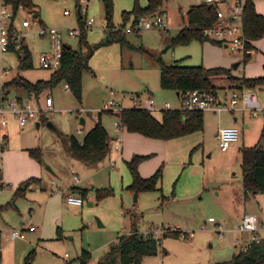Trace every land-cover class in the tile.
<instances>
[{"label": "rangeland", "instance_id": "obj_1", "mask_svg": "<svg viewBox=\"0 0 264 264\" xmlns=\"http://www.w3.org/2000/svg\"><path fill=\"white\" fill-rule=\"evenodd\" d=\"M32 1L37 7L39 18L34 19L29 11H18L15 25L30 49L33 68L20 71L17 54L6 52L8 54H4L6 60L3 62L11 75L5 78V83L18 75L32 83L50 80L54 71L40 66V56L50 51L49 39L38 33L40 27L59 29L65 45L74 50L80 46V36L72 37L69 33L81 29L77 6L80 2L86 7L84 3L77 0ZM138 2L144 8L148 0ZM113 3L114 25L117 30L124 29L125 33L130 22L123 27L124 13H129L130 20H133L135 0H113ZM194 5H197L195 0H166L163 15L175 19L169 31L148 30L140 34H126L127 43L114 42L98 49L89 61L93 72L85 71L82 76L81 102L66 88L65 83L34 99L41 108H45V99L51 95L54 107L44 112L37 121L30 122L21 132L14 133L12 141L6 146L9 155L5 162L2 159V131L5 129L0 125V173H5L6 164L7 176L16 180L19 169L31 174L36 172L37 169L30 164L33 161L41 166L45 175L43 181L52 190L40 192L34 188L27 191L26 198L16 200L15 193L10 197L8 192L0 191V207L14 203L9 209L0 212V253L3 252L0 264H25L26 257L32 251V264H80L79 258L83 251L91 255L89 264H97L120 237L131 233V215L138 218L139 232H146L149 227H169L178 228L180 232L167 234H181L182 231L189 236L165 238L162 235L157 255L146 257L143 264H216L230 261L241 252V246L235 244V238L240 237L236 230L241 215H264V195L245 196L241 168V150L257 144V121L264 118V112H259L256 118L245 113V124L249 129L245 130L242 122H238L237 127L241 131L243 129L244 137L233 144L228 152H222L215 139L217 128L229 126L234 120L232 114L204 112L203 132L170 143L158 142L154 146L139 141L127 142L128 145L125 142L122 151H119L116 139L122 138L124 132L114 126L118 119L103 111L111 101L119 103L122 109L133 108L131 97L134 95H140L142 100L152 96L159 108L165 103H170L174 109L180 106L176 92L165 91L160 86L161 66L158 61L165 65L181 61L187 67L203 66L207 61L208 45H213L210 42L202 44L195 41L177 48L170 44V39L188 25L186 14ZM255 6L257 12L264 16V0L256 1ZM66 11L69 15H65ZM82 16L95 20L92 27L86 30L89 44L107 40L102 0H90L87 12H83ZM24 20L31 23L30 28L22 27ZM259 43L264 46V38L255 43L258 51L247 64L243 63V53L230 48L218 46L219 55L232 59L233 65L241 63L240 69H234L241 77H250L260 71L264 75L263 66H256L259 55L264 57V49ZM216 83L220 87L228 85L226 78ZM263 89L258 88L256 91L261 93ZM10 96L26 97L23 91H13ZM100 112L102 125L111 136L116 137H112L110 157L97 167L86 168L68 153V138L75 136L82 140L98 122ZM153 114L160 117L162 111ZM235 117L241 118L238 114ZM81 119L86 120L85 125H81ZM36 122L40 123L39 128ZM196 146L197 150L191 155ZM33 149L40 150L42 163L31 158L29 151ZM131 152L148 156L139 167L143 177L151 176L163 165L161 190L138 193L137 201L136 193L127 189L132 183L127 167ZM18 153L25 154L27 158ZM112 163H116L115 168L111 167ZM47 169L53 170L52 174L46 173ZM216 182L221 185L217 188L209 186ZM71 186L90 189L89 198L83 206L67 204L66 188ZM104 189H112L114 194L98 200L97 191ZM210 217L216 222L202 230L201 227ZM30 226L36 232H26L27 240L11 239L14 229ZM57 226L62 230L59 236L56 235Z\"/></svg>", "mask_w": 264, "mask_h": 264}, {"label": "trees", "instance_id": "obj_2", "mask_svg": "<svg viewBox=\"0 0 264 264\" xmlns=\"http://www.w3.org/2000/svg\"><path fill=\"white\" fill-rule=\"evenodd\" d=\"M78 1V0H77ZM106 20L107 40L91 45L87 41L84 17L79 14L80 23V46L78 50L65 45L63 50L62 65L55 71L49 81H38L32 83L21 76H16L9 83L0 86V96L9 98L13 91H23L28 98L37 99L47 90L56 88L59 84L65 83L69 86L75 98L81 102L82 99V76L85 71L93 72L89 61L95 52L101 47L108 46L114 42L127 43L124 29H116L113 22L114 3L113 0H102ZM2 2L13 9L17 16L18 9L22 6L26 11L38 14L36 5L32 0H2ZM166 0H148L146 7H141L138 0H135L133 15L138 19L146 15L163 14ZM188 25L170 39L171 47L188 46L197 41L200 43L210 42L215 46L220 43L210 41L204 36V32L216 23V9L194 5L186 14ZM130 14L124 13V24L131 22ZM244 33L248 41L249 49H255L254 43L264 38V16L260 15L254 3L248 5L244 15ZM10 51L18 56V69L27 71L33 68L31 52L23 42L20 49L14 45L10 46ZM251 55H245L243 63L247 64L251 60ZM161 66L160 86L165 91H175L177 94L202 90L213 94H218L223 90L216 83L217 78H226L229 90L238 87L258 89L264 87V76L257 78L236 77L233 75V68L204 66L187 67L181 61L173 65H165L160 60ZM18 101H23V97L17 96ZM102 114V113H101ZM101 114L96 125L90 129L82 140L75 136L68 138V153L70 156L84 164L95 166L103 163L111 155V145L113 138L101 123ZM42 115V114H41ZM109 115L115 117L113 113ZM123 127L128 133L139 134L146 138L168 142L183 138L198 132L204 131V112L201 111H181L167 110L162 112L161 120L154 117L153 113L141 108L133 107L123 109L118 116ZM4 141L6 137H3ZM6 146V143H5ZM4 146V147H5ZM194 148L191 155L197 150ZM31 158L42 163V155L39 149L29 151ZM242 157V186L245 196L248 194L264 195V131L259 142L250 148L241 151ZM148 156L135 155L127 162L132 183L127 189H132L135 193L155 192L161 190L160 184L163 178V165L156 172L147 178L141 176L139 167ZM1 179V173H0ZM40 179L31 178L22 183L15 192V200L24 198L29 188L39 184ZM81 198L86 200L88 190L75 189ZM114 194L112 189L97 191V199H105ZM14 203H9L0 207V212L9 209ZM132 234L122 236L118 242L111 246L110 250L102 257L97 264H143L146 257L157 255L160 247V238L145 236L137 229L138 218L131 215ZM60 233V229H58ZM163 237H181L180 233L166 234ZM34 252H30L26 257L25 264H32ZM91 255L83 251L79 258L80 264H89ZM216 264H264V242H253L247 252H240L234 255L230 261Z\"/></svg>", "mask_w": 264, "mask_h": 264}, {"label": "built area", "instance_id": "obj_3", "mask_svg": "<svg viewBox=\"0 0 264 264\" xmlns=\"http://www.w3.org/2000/svg\"><path fill=\"white\" fill-rule=\"evenodd\" d=\"M86 5L83 7L80 2L78 3V13L82 15L83 12H87V8L90 0H78ZM198 6H205L216 9V23L214 26L204 32V36L210 40L221 44V47L230 48L234 52H241L245 55H253L254 49H249L248 41L244 33V15L249 4L258 0H195ZM3 3V2H2ZM18 11L25 12L26 10L20 6ZM182 12V10H181ZM65 15H69V12H65ZM184 15V12H182ZM15 15L13 9L2 4L0 9V46L2 52L10 51V46L14 45L17 49H20L24 42V38L21 31L15 25ZM175 19L170 16H164L163 14H152L142 16L138 19L132 20L129 26L125 29L126 34L142 33L148 30H163L169 31L174 24ZM95 23L94 19H85L84 29L92 27ZM106 26V23H105ZM23 28H30L31 23L28 20H24L22 23ZM40 36H45L50 42V51L48 54H42L40 56V66L43 69L58 71L62 65L63 50L65 44L63 43L61 31L55 28H38ZM72 37L80 36V30H71L69 33ZM10 70L4 71L5 75H8ZM69 90V86L66 85ZM180 106L176 109L172 108L170 103H165L162 108L157 107L152 97L142 100L140 95H134L131 97L133 106L141 108L151 113L167 110H181V111H201V112H231L235 113H247L251 117H257L259 112H264V109L259 101L257 92L253 88L238 87L230 90L223 96L220 94H213L202 90H196L193 92H185L180 94ZM54 107V100L51 95L45 99V108H41L34 99L27 101H18L16 98H5L0 96V125L3 128L8 127L11 118L16 122L20 130H24L30 122L36 121L41 114L52 110ZM121 105L115 101H111L104 107V112H111L118 119V116L122 112ZM85 112V110H81ZM101 112L99 113L100 116ZM99 118V117H98ZM118 131H123L125 128L121 124L120 120H116L114 124ZM80 133V131H79ZM241 132L237 127H224L218 131L216 140L222 152H228L231 146L240 142ZM119 151H122V138L116 139ZM116 163H112L115 166ZM66 202L72 206H83L84 200L74 195H67ZM216 221L210 217L208 222H205L201 227L205 230L208 224H213ZM35 228L31 227L30 231H34ZM170 232H180V229H170L169 227L153 228L149 227L146 232H140L145 236H153L154 238H160ZM236 233L243 236H249L244 239H236L235 244L243 243L241 252H247L249 246L253 243L264 242V218H261L255 213H247L243 216ZM132 234V231L131 233ZM128 234V235H130ZM181 237L187 238L186 233L181 231ZM25 230H15L12 233V239H25ZM67 257V255H66Z\"/></svg>", "mask_w": 264, "mask_h": 264}, {"label": "crops", "instance_id": "obj_4", "mask_svg": "<svg viewBox=\"0 0 264 264\" xmlns=\"http://www.w3.org/2000/svg\"><path fill=\"white\" fill-rule=\"evenodd\" d=\"M2 0H0V9H1V6H2ZM106 27V26H105ZM140 34V33H139ZM260 41V40H259ZM258 42V41H257ZM256 43V42H255ZM255 43H254V45H255ZM26 44V43H25ZM28 46V45H27ZM209 47V49H208V54H209V56H208V59H207V61L205 62V64L203 65L205 68H214V67H224V68H229V69H231V68H233V69H240V66H241V63L239 64V66H238V68H234V66L235 65H233V63H234V61L232 60V59H229V58H223V57H220V48L218 47V46H215V45H208ZM259 46H261V48L262 49H264V46H262L261 45V43H259ZM255 47V46H254ZM29 48V47H28ZM30 50V49H29ZM257 51H258V49L255 47V53L253 54V55H255L256 53H257ZM9 52H12V51H8V53ZM8 53H6V52H3L2 53V51H1V46H0V86H2V85H4L5 84V78H7V77H9L10 75H11V72L8 74V75H5L4 74V71H6L7 69H6V66L4 65V60H6L5 59V56H4V54H8ZM252 55V56H253ZM258 59H259V62L258 63H256V66H258V67H260L261 68V65L263 66V69H264V57L262 56V55H259V57H258ZM255 65V64H254ZM233 75L234 76H236V77H241V75H238V72H236V71H234L233 70ZM262 76H264L263 75V73H262V71H260L259 73H257V74H255V75H251L250 77H247V76H244V77H246V78H257V77H262ZM219 79H221V78H217L216 79V81L217 80H219ZM223 90H221L220 92H219V94H220V96H223V95H225L226 93H228V91H229V86L228 85H226V87H221ZM261 88H263V87H261ZM145 90V89H144ZM256 90V89H255ZM257 92V91H256ZM177 94V93H176ZM178 95V94H177ZM257 95H258V98H259V101H260V103H261V105H262V107H263V109H264V89L263 90H261V93H257ZM11 97V96H10ZM149 97H152V96H149ZM11 98H15V97H11ZM24 99V101H27V100H29L30 98H28V97H25V98H23ZM32 99V98H31ZM211 112V111H210ZM211 113H213V114H216V115H222V114H232L233 116H234V120L231 122V123H229V126H226V127H237V123L238 122H242V126H243V128H245V130H248L249 129V126L248 125H246L245 124V120H246V115H245V113H235V114H233V113H231V112H223V113H221V114H219V113H216V112H211ZM240 115V117L241 118H239V117H235L236 115ZM247 114V113H246ZM154 115V114H153ZM41 117V116H40ZM154 117L156 118V119H158V120H161V118H162V115L160 116V117H157L156 115H154ZM256 118V117H255ZM37 121V120H36ZM258 132H259V134H258V137H259V140H260V137H261V134H262V132L264 131V118L262 119V118H260L258 121ZM85 123H86V120H84V125H85ZM36 127L37 128H39L40 127V123H37L36 122ZM94 127V126H93ZM92 127V128H93ZM91 128V129H92ZM221 128H224V127H219V128H217V132H216V136H217V134H218V131L221 129ZM238 128V127H237ZM5 130H3L2 131V139H3V137H6V140L4 141V139H3V146L2 147H4L5 146V143H6V146H7V144H9V142H11L12 141V138L15 136V134H16V132L18 131V132H21L22 130H20V128L18 127V125H17V122L13 119V118H11V120H10V123H9V125H8V127H6V128H4ZM107 130V129H106ZM240 130V132H241V138H243L244 137V132H243V129H242V131H241V129H239ZM89 131V130H88ZM107 132L109 133V135H110V132L107 130ZM123 132H124V134L122 135V149H123V143H127V142H136V141H139V142H144V143H148L149 145H151V146H154V145H157V144H159L158 142H164V141H159V140H153V139H149V138H146V137H144V136H142V135H139V134H131V133H128L127 131H126V129H124L123 130ZM203 132V131H202ZM15 133V134H14ZM199 133V132H198ZM195 134H197V133H195ZM195 134H192V135H189V136H186L187 138L188 137H190V136H193V135H195ZM111 136V135H110ZM140 136H142V137H140ZM216 136H215V139H216ZM111 137H116L115 135L114 136H111ZM145 138V139H144ZM183 138H185V137H183ZM179 139H182V138H179ZM175 140H178V139H175ZM175 140H171V141H168V143H170V142H173V141H175ZM259 140H258V142H259ZM217 141V140H216ZM257 142V143H258ZM199 144H200V140H199V142H198ZM127 145H128V143H127ZM202 145H203V142H202ZM6 146L4 147V149H3V151H2V159H3V162H5V158L9 155V152H8V149H6ZM196 147H198V146H196ZM195 147V148H196ZM244 149V148H243ZM242 151V150H241ZM138 152H131V154L129 155V160L128 161H130L132 158H133V156H135V155H139V153L137 154ZM20 156H22V157H26L27 158V156L25 155V154H22V153H18ZM22 154V155H21ZM142 156V155H141ZM144 156V155H143ZM31 161V160H30ZM127 161V162H128ZM32 163H30L31 165H33V167H35L37 170H36V172L35 173H27V172H21L22 170L21 169H19V171H20V174H19V177L17 178L16 177V180L14 179H11L9 176H7V169H6V164H5V173L3 172V173H1V179H0V191H2V192H8L9 193V195H10V197H11V195H13V193H15V191L20 187V185L22 184V183H24V182H26L27 180H29V179H31V178H36V179H40L41 180V182L39 183V184H35V185H33V186H31V188H29V190H28V192L29 191H32L34 188L36 189V191L37 190H40V192H48V191H52L50 188H49V186L47 185V183L46 182H44L43 181V179H44V174H43V172H42V169H41V166L40 165H38V164H36V163H33V161H31ZM81 164L84 166V167H86V168H93V167H97V166H99V164L98 165H95V166H90V165H87V164H84V163H82L81 162ZM111 167L112 168H115L116 166H112V164H111ZM157 170V169H156ZM18 171V172H19ZM53 170H49V169H47V172L46 173H51ZM155 173V172H154ZM52 174V173H51ZM141 174V173H140ZM143 175V174H142ZM153 175V174H152ZM151 175V176H152ZM53 176L54 177H56V174L53 172ZM144 176V175H143ZM142 176V177H143ZM46 177L49 179V180H51V181H53L49 176H48V174H46ZM150 177V176H149ZM144 178H147V177H144ZM77 182L79 181V179L78 178H76L75 179ZM52 183H54V182H52ZM215 185H216V187L215 188H217L218 186H220L221 185V183H215ZM68 191H67V194L68 195H74V196H76V197H80L81 198V196H80V194H79V192L78 191H75V189H81V190H90V189H82V188H80V187H76V186H71V187H69V188H66ZM27 195V194H26ZM88 196H89V194H88ZM27 196H25L24 198H26ZM65 198V195L63 194V199ZM89 197H87V199H88ZM84 200V199H83ZM85 201V200H84ZM68 204V203H67ZM69 205V204H68ZM93 205V204H92ZM72 206V205H71ZM77 207H79V206H77ZM245 214H247V213H245ZM245 214H243V215H241V219H240V222H241V220H242V218H243V216L245 215ZM257 215H259L261 218H264V215H262V214H257ZM138 225V224H137ZM32 226H30V227H28V228H22L21 230H25V233L26 232H29V233H35L36 232V229L34 230V231H30V228H31ZM2 226H1V224H0V234H1V232H2ZM58 229H60V233L58 232ZM137 229L139 230V228H138V226H137ZM13 231H15V229L13 230ZM13 231H12V233H13ZM12 233H11V239H12ZM62 233V230H61V227L60 226H57L56 227V235L57 236H59L60 234ZM249 236H241L240 235V237H237V238H235V240L236 239H243V241H244V239H246V238H248ZM13 240V239H12ZM14 240H27V237L25 238V239H14ZM239 246H241V249H242V247H243V243H241V244H238ZM237 244H236V246H238ZM3 256V252H1L0 253V257H2Z\"/></svg>", "mask_w": 264, "mask_h": 264}, {"label": "water", "instance_id": "obj_5", "mask_svg": "<svg viewBox=\"0 0 264 264\" xmlns=\"http://www.w3.org/2000/svg\"><path fill=\"white\" fill-rule=\"evenodd\" d=\"M30 13L34 15V19H37V18H38V14H34V13H32V12H30ZM238 66H239V64H236V65L234 66V68H238ZM178 96H179V94H178ZM80 123H81V125H84V119H81V120H80ZM209 186H210L211 188H215V187H216L215 183H210ZM137 198H138V193L135 194V200H136V201H137ZM100 226H102V225H100Z\"/></svg>", "mask_w": 264, "mask_h": 264}]
</instances>
